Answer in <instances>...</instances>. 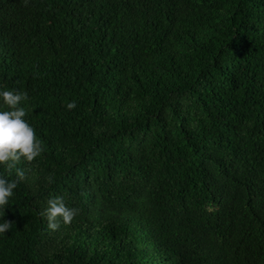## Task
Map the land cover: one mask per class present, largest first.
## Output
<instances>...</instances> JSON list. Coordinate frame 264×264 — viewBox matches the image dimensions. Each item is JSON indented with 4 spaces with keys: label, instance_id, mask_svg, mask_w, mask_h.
Wrapping results in <instances>:
<instances>
[{
    "label": "trees",
    "instance_id": "trees-1",
    "mask_svg": "<svg viewBox=\"0 0 264 264\" xmlns=\"http://www.w3.org/2000/svg\"><path fill=\"white\" fill-rule=\"evenodd\" d=\"M0 89L45 149L0 264H264V0H0Z\"/></svg>",
    "mask_w": 264,
    "mask_h": 264
},
{
    "label": "clouds",
    "instance_id": "clouds-1",
    "mask_svg": "<svg viewBox=\"0 0 264 264\" xmlns=\"http://www.w3.org/2000/svg\"><path fill=\"white\" fill-rule=\"evenodd\" d=\"M0 98L8 106L0 107V166L4 168L0 171V234H4L13 226L12 221L4 219L5 210L19 183L26 178L25 170L18 165L22 160L32 162L45 149L33 125L25 119L27 109L21 102L28 99V93L0 89ZM76 105L77 102L72 100L67 108L73 109ZM47 203L48 227L53 230L60 227L61 221L70 224L79 212V209L70 207L61 195L50 198Z\"/></svg>",
    "mask_w": 264,
    "mask_h": 264
}]
</instances>
